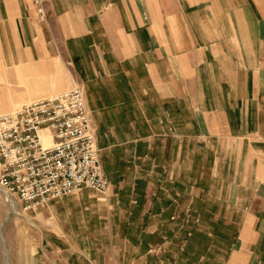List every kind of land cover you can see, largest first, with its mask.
Here are the masks:
<instances>
[{
    "label": "crops",
    "instance_id": "crops-1",
    "mask_svg": "<svg viewBox=\"0 0 264 264\" xmlns=\"http://www.w3.org/2000/svg\"><path fill=\"white\" fill-rule=\"evenodd\" d=\"M45 8L0 0V112L83 87L110 185L62 197L157 261L264 264V0Z\"/></svg>",
    "mask_w": 264,
    "mask_h": 264
},
{
    "label": "built area",
    "instance_id": "built-area-1",
    "mask_svg": "<svg viewBox=\"0 0 264 264\" xmlns=\"http://www.w3.org/2000/svg\"><path fill=\"white\" fill-rule=\"evenodd\" d=\"M45 1L35 0L42 18ZM109 185L81 85L0 113V189L25 210L84 187L106 193Z\"/></svg>",
    "mask_w": 264,
    "mask_h": 264
},
{
    "label": "rangeland",
    "instance_id": "rangeland-1",
    "mask_svg": "<svg viewBox=\"0 0 264 264\" xmlns=\"http://www.w3.org/2000/svg\"><path fill=\"white\" fill-rule=\"evenodd\" d=\"M106 196L101 192L92 195L100 202ZM56 201H59L58 208L51 207V202L25 210L15 198L19 214H14L7 195L0 189V264L6 261L3 238L8 248V264H162L160 259L164 264H182V260L173 263L171 257L157 261L156 256L162 252H156V245L150 249L147 246L152 243L150 240L116 236L122 226L119 230L118 224H108L106 209L95 207L92 217L86 213L89 209L84 207L87 205L84 200L80 202L70 196L59 197L53 203ZM76 204L77 211L83 210L84 214L74 215Z\"/></svg>",
    "mask_w": 264,
    "mask_h": 264
},
{
    "label": "bare ground",
    "instance_id": "bare-ground-1",
    "mask_svg": "<svg viewBox=\"0 0 264 264\" xmlns=\"http://www.w3.org/2000/svg\"><path fill=\"white\" fill-rule=\"evenodd\" d=\"M15 109V107L14 108H12L10 111H12V110H14ZM0 113H4V112H0ZM47 141H49L48 140V138H47ZM9 198V203H10V207H11V210H12V212L14 213V214H19V210L15 207V205H14V200H15V197H8ZM11 212V211H10ZM27 217V216H26ZM29 219V218H28ZM30 221V220H29ZM35 224V223H34ZM1 229H2V227H1ZM3 237V236H2ZM3 245H4V247H5V251H6V261L4 262L5 264H8L9 263V255H8V248L6 247V244H5V242H4V238H3Z\"/></svg>",
    "mask_w": 264,
    "mask_h": 264
}]
</instances>
